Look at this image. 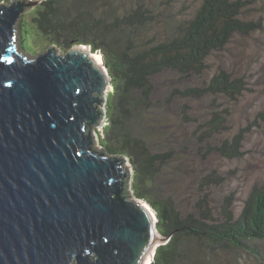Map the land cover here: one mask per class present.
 <instances>
[{"label":"trees","instance_id":"trees-1","mask_svg":"<svg viewBox=\"0 0 264 264\" xmlns=\"http://www.w3.org/2000/svg\"><path fill=\"white\" fill-rule=\"evenodd\" d=\"M34 1L40 4L34 11L33 26L51 46L69 52L85 45L93 53L104 55L114 91L107 104L102 146L108 154L129 160L135 197L153 208L158 233L169 238L157 249L151 264H243L245 254L262 263L264 185L253 187L237 216L233 194L224 199L219 210L213 206L206 191L221 186L224 179L212 171L201 178V195L192 212L185 215L174 195L162 193L158 177L177 162L186 171L190 166L179 160L176 141L164 143L162 135L158 138L154 134L158 125L154 112L164 104L155 100L157 83L166 86L165 80L177 75L179 85H168L165 93L169 96L167 105L181 100L182 121L198 123L193 138L202 144L200 155L205 159L212 153L228 159L244 156L250 125L224 137L230 132L232 114L222 100L237 103L249 89L248 78L223 68L211 73L209 60L215 53L224 52L236 37L250 38L262 29V22L242 18L248 0H202L191 19L182 21L161 40L144 36L156 16L143 0L129 12L113 16L108 13L111 10L100 12L92 6V0ZM193 79L200 80L201 85H190ZM205 99L211 101L209 117L200 123L192 115L191 102ZM175 123L184 133L181 122ZM217 136L220 141L212 147L210 140Z\"/></svg>","mask_w":264,"mask_h":264},{"label":"water","instance_id":"water-1","mask_svg":"<svg viewBox=\"0 0 264 264\" xmlns=\"http://www.w3.org/2000/svg\"><path fill=\"white\" fill-rule=\"evenodd\" d=\"M39 4H0V264H146L169 238L128 159L93 148L108 70L88 46L23 54L16 25Z\"/></svg>","mask_w":264,"mask_h":264},{"label":"rangeland","instance_id":"rangeland-1","mask_svg":"<svg viewBox=\"0 0 264 264\" xmlns=\"http://www.w3.org/2000/svg\"><path fill=\"white\" fill-rule=\"evenodd\" d=\"M168 1L143 0L145 4L152 8L156 16V21L150 25L149 29L144 30L145 38L151 39L156 36L159 40L164 39L182 21L191 19L202 2V0H174L172 3ZM11 2L0 0V4L3 5H9ZM248 2L249 4L244 9L242 18L262 22V29L250 38L236 37L224 52L215 53L209 60V71L211 73L223 68L230 72L245 74L248 78L249 89L237 103L222 100L224 107H229L232 114L229 118L230 132L226 133L224 137L232 136L242 127L250 125L251 129L244 143L245 154L242 158L228 159L217 153H212L206 159L203 158L199 153L202 144H200L198 138H193L198 123L182 121L181 110L184 102L180 100L181 103L179 99H175L171 105H167L169 96L165 93L168 90V85H179L177 75L172 76V80L166 79V86L162 82L157 83L155 100L164 104L158 105L155 109L154 117L158 125L154 129V134L158 138L162 135L165 139V142L162 141L164 143L171 144L176 141L177 146L175 147L178 148L179 160L185 166H190L189 170L186 171L181 163L177 162L170 165L167 173H163L158 177V185L164 195L175 196L179 210L185 215L192 212L201 195H199L201 178L212 171L218 172V175L224 179L221 186H214L206 191L211 194L213 206L219 210L224 199L233 194L235 196L233 210L237 216L253 187L256 184L264 185V119L261 117L264 115V0H248ZM137 3L138 0H92V6H97L100 12L111 10L108 13L112 16L129 12ZM36 8L24 13L16 25L18 30L17 44L20 51L29 59L39 57L51 47L57 48L59 50L58 54H66L67 52L57 46H51L33 26L32 20L35 17L34 11ZM27 25L28 27H26ZM26 40L28 43L24 45ZM81 47L86 48L87 46L82 45ZM87 48L91 47L88 46ZM97 54L101 55L106 66L104 55ZM189 84L201 85V81L193 79V82ZM110 87L111 93L107 96L104 105L106 110L105 122H107V104L114 91L112 83H110ZM191 103L194 104V114L192 115L199 119L200 123H204L209 117L211 101L205 99L198 103L196 101ZM176 121L181 122L184 133H180V129L175 127L177 126ZM102 132L101 128L100 131L99 128H96L94 132L95 143L93 148L97 151L104 149L101 138L103 136ZM219 141L220 139L217 136L214 140H210V143L212 147H215ZM125 165L133 180L134 172L129 160H126ZM258 261L253 255L245 254L242 258L243 264L264 263V260H260L262 263Z\"/></svg>","mask_w":264,"mask_h":264},{"label":"bare ground","instance_id":"bare-ground-1","mask_svg":"<svg viewBox=\"0 0 264 264\" xmlns=\"http://www.w3.org/2000/svg\"><path fill=\"white\" fill-rule=\"evenodd\" d=\"M95 59L97 61V63L101 66V67H104L105 66V63H104V60L102 59L101 55L99 54H96L95 56ZM111 93V87L108 88L106 94L107 96ZM154 256H155V252H151L148 256V261L146 264H151L153 262V259H154Z\"/></svg>","mask_w":264,"mask_h":264},{"label":"built area","instance_id":"built-area-1","mask_svg":"<svg viewBox=\"0 0 264 264\" xmlns=\"http://www.w3.org/2000/svg\"><path fill=\"white\" fill-rule=\"evenodd\" d=\"M106 120V119H105ZM107 125V122L103 121L102 125L100 126L101 128V132L103 130V127L105 128V126ZM100 128H99V131H100Z\"/></svg>","mask_w":264,"mask_h":264}]
</instances>
